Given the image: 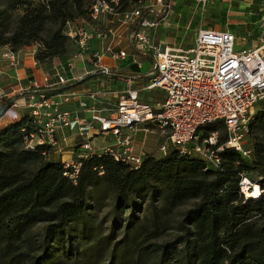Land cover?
<instances>
[{"label":"trees","instance_id":"16d2710c","mask_svg":"<svg viewBox=\"0 0 264 264\" xmlns=\"http://www.w3.org/2000/svg\"><path fill=\"white\" fill-rule=\"evenodd\" d=\"M145 1L120 0L116 11L123 14ZM94 2L13 0L22 15L9 32L10 8L0 9V47L17 52L37 45L38 63L64 65L68 44L73 46L64 35L65 22L89 20ZM49 20L55 29L44 38ZM67 89L72 88L40 91ZM6 105L0 116L11 103ZM215 126L223 128L221 123L205 128ZM33 128L27 114L0 130V264H264V109L254 113L248 126L253 144L248 158L225 149L215 170L175 150L160 158L147 154L140 168L133 169L107 155H92L81 160L75 183L63 177L61 162L46 159L49 147L24 149V138ZM205 128L202 138L218 133ZM225 141V133H218L219 144ZM244 178L262 191L259 199L244 197ZM192 200V208L171 223L179 206ZM108 202L115 214L131 210L117 239L104 236L102 226L89 218ZM41 223L45 227L38 236L34 229ZM171 230L174 240L158 241Z\"/></svg>","mask_w":264,"mask_h":264},{"label":"built area","instance_id":"2783aa9c","mask_svg":"<svg viewBox=\"0 0 264 264\" xmlns=\"http://www.w3.org/2000/svg\"><path fill=\"white\" fill-rule=\"evenodd\" d=\"M31 3L49 0H24ZM120 0H95L90 7L88 22H65L64 35L77 48L78 57L90 53L96 64L108 55L117 61L130 59L140 68L136 56H148L151 70L141 89L133 87L139 75H121L117 69L98 66V72L107 78L121 77L126 89L117 98L113 108L99 107L101 92L79 93L73 89L46 93L36 88L28 93L23 105L30 109L34 128L24 138V149L35 151L38 146L51 150L58 146L57 132L73 130L82 138L79 146L82 155L62 162L63 177L76 182L81 160L92 155H107L113 161L138 169L147 155L135 151L134 138L137 134H155L161 143L157 152L167 156L177 151L181 156H194L212 169H219L220 154L233 149L248 158L251 151L245 149L249 123L258 110L264 109V19L257 27L258 45L245 48L238 36L230 30L199 29L192 48L187 51L169 49L155 40L160 24L170 12L163 0L159 10L140 6L119 14L116 11ZM204 4L211 0H196ZM147 11L144 16L143 12ZM102 15L120 17L122 26H133L128 41L136 56L124 51H114L115 30L98 27ZM151 18H150V17ZM256 17V15H254ZM151 31V32H150ZM104 42L103 47L89 52L93 41ZM238 49V50H237ZM10 66L19 65V60L10 51L2 55ZM68 68L73 67L67 61ZM68 79L58 75L57 85H67ZM160 90L163 99L156 103L142 102L140 92ZM0 91V99L5 98ZM11 105L15 106L14 103ZM68 105H76L69 108ZM254 109L255 112H254ZM84 115H87L85 118ZM221 123L226 135L224 143L218 142V133L213 132L202 138L205 126ZM99 135H110L112 144L94 151L90 141ZM152 156V155H151ZM154 157V156H153ZM252 186L247 179L240 182L242 194Z\"/></svg>","mask_w":264,"mask_h":264},{"label":"crops","instance_id":"0c3cea01","mask_svg":"<svg viewBox=\"0 0 264 264\" xmlns=\"http://www.w3.org/2000/svg\"><path fill=\"white\" fill-rule=\"evenodd\" d=\"M164 1V0H163ZM181 2L184 0H180ZM179 0H167V6L169 7V14L165 22L160 24V27L158 28L155 40L158 41L163 46H166L169 48V45H173V49H176L174 45H176L177 37L181 34L180 29L181 26L179 25V21L177 16H179L178 12L185 13L186 9L183 7L179 8L180 4ZM228 2L231 1L232 6L228 9V15L235 16L237 20H233L240 28V29H247L251 30V32H254L258 24H261V20L264 19V0H227ZM147 2V1H146ZM146 2L144 3V7H148L146 5ZM225 6L229 7V4H225ZM159 10V9H154ZM224 11L223 8L216 9ZM256 15V17L254 16ZM107 16L109 15H102L98 21V27H109L106 25L107 23L111 22L114 26H116V30L120 31L121 29V22L118 19L110 18V21H108ZM150 17V16H149ZM151 18V17H150ZM83 21V20H82ZM110 26L109 28H111ZM113 28V27H112ZM114 29V28H113ZM133 29V26H126L124 29H121V33H126V38L124 37L123 41H114L115 43L119 44H127V48H121L124 49V52L127 53L129 56H136L134 54V51L132 50V47L130 45V42L128 41V35ZM115 30V29H114ZM115 30V33H116ZM215 30V29H213ZM151 32V31H150ZM250 32L248 33V35ZM237 35V34H236ZM238 36V35H237ZM256 40H254V45L250 47H256L258 45V38L257 35H255ZM104 42L99 41H93V43L90 45L89 52H95L100 50L103 47ZM96 47V48H95ZM120 46L117 45L114 46V51H123V50H116ZM249 48V46H247ZM37 45L35 46H26L21 48L17 52H13L10 47H0V91L4 92L6 97L0 99V111L4 110L6 108V104L8 102L14 103L15 106L11 105L6 111L0 116V130L4 127H6L8 124L18 123L21 121L22 117L24 115L29 114L30 115V109L26 108L24 103V98L28 93H33L36 91V88L42 90H51L52 88H60L57 85L58 82V75H62L65 79H68L67 85H70L71 88L79 93H83L86 91H99L101 94L99 95V100L101 101V105H97L99 107H105V108H113L117 104V98L122 93L126 87L123 79L121 77H113L107 78L106 76L102 75L100 72H98V66H105L110 69H117L121 75H127V74H134L139 75L141 79L139 81H136L133 83V87L136 89H141L143 87V84L147 81V78L145 77L146 74H148L150 71H141L142 65L144 63L149 62L151 65V61L148 56H136L137 60L139 61L140 68H138L136 65H133L130 61V59L124 60L125 62H128L127 65L129 68L126 70L120 67L119 62L117 60H114L112 57H109L108 55L103 56L100 64H94L93 66L86 65L84 63V60L79 57L82 61H77L75 64H73L72 68H68L66 64H57L51 62L40 64L34 59L35 52L37 50ZM169 48V49H172ZM247 48V49H248ZM12 52L14 56L19 60V65L16 67L10 66V63L8 60H4L2 55L5 54V52ZM89 54L90 53H86ZM85 55V54H84ZM92 58V57H91ZM145 60V62H143ZM68 61H70L68 59ZM67 63V62H66ZM49 65L52 66V69H49ZM130 66H136L135 68L137 70H132ZM101 78V79H100ZM107 79V81H110L112 83L111 86H104V80ZM144 78V79H143ZM114 83H113V82ZM99 82V83H98ZM67 85H64L62 87H66ZM160 91V90H159ZM143 95L148 96V101L146 103H156L163 99V94L158 93V95L155 94V91L149 92ZM21 96L19 100H14L15 98ZM140 99H141V92H140ZM69 108H75L76 105H68ZM86 118L87 115H84ZM57 139H58V146L52 150V152L46 156V159L51 162H67L71 159H76L80 155H82V151L79 148L81 144H83L82 138L78 137L77 134L73 130L69 129H63L58 131L57 133ZM141 134V138L137 139V136ZM134 138V148L135 151H143L146 152L149 155L154 156L155 158H159L160 155L158 152L155 154H152L151 151L155 148L154 142L157 140L149 138V134H143L139 133ZM101 138V139H100ZM158 138V137H157ZM114 142V138L110 135H99L98 137L92 139L90 141V146L94 151H99L102 147L112 144ZM151 142V143H150Z\"/></svg>","mask_w":264,"mask_h":264},{"label":"rangeland","instance_id":"374dc122","mask_svg":"<svg viewBox=\"0 0 264 264\" xmlns=\"http://www.w3.org/2000/svg\"><path fill=\"white\" fill-rule=\"evenodd\" d=\"M147 1V2H146ZM146 5L148 7H150L151 9H160L161 5L159 3L156 2V0H146ZM180 1V0H179ZM225 4H229V7L225 6ZM232 6L231 1H227V0H211L209 2H206L204 4V6L202 5V3H198L196 0H184V1H180L179 4V8L181 10V8H185L186 12L185 13H180L178 12L179 16H177L176 19H178L179 21V25L181 26L180 32L181 34L177 37L176 41L178 43H176L175 48L182 50V51H187L188 49L192 48L194 45V41H195V35L197 33V31L199 29L205 28V29H215V30H230L231 32L233 31L234 33H236L238 35V38H245V41L241 40V43H243V47L248 48L247 46H252L254 45V40H256V36H255V32H251V30L247 29L245 31V29H240L238 28L239 26L233 21V20H237L235 16H231L230 14L228 15V9ZM146 7V6H145ZM4 8H10L11 11V19L9 21L8 24V29L9 32L14 31V28L16 27L19 17L22 15V8H15L13 5V0H0V9H4ZM219 8H223L224 11L221 10H216ZM110 18H115L118 19L120 21V17L118 16H114V15H110L107 16L108 21H110ZM85 22H88L85 21ZM83 24V21L80 20L77 22V25ZM106 25H108L109 27L112 26L115 30H116V26H114L111 22L107 23ZM104 26V25H103ZM101 27L102 29L105 27ZM124 27L126 26H121V29H124ZM55 29V25L49 20L45 26H44V31L42 33V36L44 38H48L50 36L51 31ZM120 31L116 30V34H115V40L114 41H123L124 37L126 38V33H121ZM250 32V34L248 35V33ZM124 42V41H123ZM118 48H116V50H120L121 48L126 49L127 48V44H122V43H115L114 42V46H116ZM68 46L70 47V54H69V60L75 64L77 61L80 60V58L77 55V48L75 47V45L73 44V46L69 43ZM259 46V45H257ZM172 46L169 45V48H172ZM96 48V47H95ZM124 49H121L124 51ZM238 50V49H237ZM82 60H84V63L86 65L89 66H93L95 64V61L89 57V54H85L83 55V57L81 58ZM80 60V61H82ZM143 62H145V60H143ZM128 62L125 61H120V67L123 69H127L129 68V66L127 65ZM54 66V65H52ZM52 66L49 65V69H52ZM132 70H137L134 66H130ZM151 70V65L149 62L144 63V65H142V70L141 71H150ZM101 79V78H100ZM105 79V78H104ZM144 79V78H143ZM113 82V81H112ZM99 83V82H98ZM114 83V82H113ZM112 83L110 81H107V79L104 80V86H111ZM158 93H161V91H155V94L158 95ZM146 94V91L141 92V101L142 102H147L148 101V96L147 95H143ZM256 109H254L255 112ZM217 130L219 135H223L225 133L224 128L220 127H206L204 132L209 133L212 131ZM149 138L155 139L156 137V141L154 142V149L151 151L152 154L156 155L157 149H158V145L161 143V139L157 138V135L155 134H149L148 135ZM141 138V134H139L137 136V139ZM101 139V138H100ZM151 143V142H150ZM244 145H245V149L246 150H250L252 149V140H250V137H248L245 141H244ZM251 154V153H250ZM157 156V155H156ZM158 157V156H157ZM162 157V156H160ZM159 157V158H160ZM261 180V179H260ZM257 187V186H252V188L250 190H248V192H253V188ZM258 188V187H257ZM259 190V189H258ZM244 191H247L246 189H244ZM261 192L260 196L262 195V191L259 190ZM244 197L246 198L245 194H243ZM247 199V198H246ZM257 200V199H256ZM195 201H191L188 202L182 206H179V208L177 209V211L174 213L172 219L170 220L171 223L176 224L177 221L180 220L181 215L186 212L187 210L192 208V205L194 204ZM135 204H137V206L140 204L139 202H134ZM112 203L108 202L102 209L100 212H90L89 218H90V222H92L93 224H100L102 226V233L104 236H111V234H113V237L115 239H117L121 232H119L120 230L118 229L119 227H123L124 226V219H127L130 217V213L131 210H128L126 213L122 214L120 212L118 213H114L113 209H112ZM142 208H144L145 204L140 205ZM45 225L43 223H41L40 225H38V227H36L34 229L35 233L39 236L40 234L43 233ZM176 236L175 230H171L167 233H165L164 235H162V237L158 240L160 242L162 241H171L174 240ZM104 242V241H103Z\"/></svg>","mask_w":264,"mask_h":264},{"label":"bare ground","instance_id":"6f19581e","mask_svg":"<svg viewBox=\"0 0 264 264\" xmlns=\"http://www.w3.org/2000/svg\"><path fill=\"white\" fill-rule=\"evenodd\" d=\"M244 194H245V196H246L247 199H249V200H252V199L256 200V199H259L260 198L259 196H260L261 192L258 190L257 187H254L253 188V192L246 191Z\"/></svg>","mask_w":264,"mask_h":264}]
</instances>
